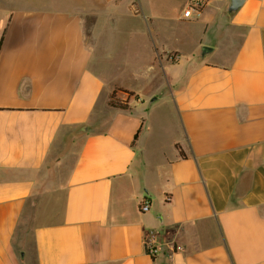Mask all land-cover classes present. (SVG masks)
<instances>
[{
	"label": "crops",
	"instance_id": "1",
	"mask_svg": "<svg viewBox=\"0 0 264 264\" xmlns=\"http://www.w3.org/2000/svg\"><path fill=\"white\" fill-rule=\"evenodd\" d=\"M180 1L0 0V264H264V0Z\"/></svg>",
	"mask_w": 264,
	"mask_h": 264
},
{
	"label": "rangeland",
	"instance_id": "2",
	"mask_svg": "<svg viewBox=\"0 0 264 264\" xmlns=\"http://www.w3.org/2000/svg\"><path fill=\"white\" fill-rule=\"evenodd\" d=\"M150 4H151V7H153L155 10L157 11H160V10H166L167 13L170 14V17H171V23H170V26H171V32L168 36L167 39H169V41L173 44L175 42H180L182 40L183 37H188V38H202L203 36V26L198 23V22H195V21H178V20H175V15L178 13V11L180 10V8L182 7V4H181V1L180 0H149ZM186 3H187V0H186ZM47 5V4H45ZM48 6H55L52 5V4H49ZM138 9H139V15H142V10L139 8L138 6ZM204 40L205 41H208V40H211L212 41H216V38L213 37V35H211L210 33L206 34L205 36H203ZM121 41V40H120ZM189 48H188V43H185V47H184V50L189 52L191 51L195 44H190L189 42ZM193 45V46H191ZM204 45H207L209 46L208 44H204ZM211 47H214V46H211ZM202 50V48H201ZM221 50V49H220ZM220 52V51H219ZM174 61V60H172ZM136 78V77H135ZM132 80V78H130ZM137 79V78H136ZM142 81L139 80V83H141ZM138 83V84H139ZM161 86V87H160ZM163 86L160 84V82H158L157 80L155 81V83L151 84L149 86L150 89H154L157 91V89L159 88H162ZM166 92H167V89L165 88ZM162 91V90H161ZM119 94H122L124 96V98L122 97H119L121 99H124L125 98L127 99H130V96L127 95V94H124V93H117V96H120ZM156 96V95H155ZM156 97H159L156 96ZM151 104V99H148L146 100V103L145 104ZM171 108L173 109V107H171V103H170V100H169V97H165L164 96L162 98H159V100L155 101L153 107H152V112L154 113V116H155V119H158V116L159 114L161 115H164V114H168V115H171L173 116V118L176 119V115L173 113V110H171ZM151 131L154 133L156 131V125H154L152 128H151ZM158 135V139H160V141H163L164 142V139H165V133L163 132H160L157 134Z\"/></svg>",
	"mask_w": 264,
	"mask_h": 264
},
{
	"label": "built area",
	"instance_id": "3",
	"mask_svg": "<svg viewBox=\"0 0 264 264\" xmlns=\"http://www.w3.org/2000/svg\"><path fill=\"white\" fill-rule=\"evenodd\" d=\"M209 0H187V3L183 9V17L187 19L197 18L202 9L207 5ZM179 55L176 53H171L169 55L170 60H178ZM151 201L149 198L145 197L141 200L139 204V209L141 212H147L150 209ZM161 240L159 238L158 232L149 231L145 235V248L149 255L156 256L161 249Z\"/></svg>",
	"mask_w": 264,
	"mask_h": 264
},
{
	"label": "trees",
	"instance_id": "4",
	"mask_svg": "<svg viewBox=\"0 0 264 264\" xmlns=\"http://www.w3.org/2000/svg\"><path fill=\"white\" fill-rule=\"evenodd\" d=\"M1 45H2V39L0 40V48H1ZM118 91H121L129 96L132 95L131 92H127L125 90H121V89H115L112 94H111V97H110V100H109V104L111 106H115V107H119V108H128V98L127 99H121L117 96V92ZM137 137V135L135 136V138ZM153 258H155V256H152Z\"/></svg>",
	"mask_w": 264,
	"mask_h": 264
},
{
	"label": "water",
	"instance_id": "5",
	"mask_svg": "<svg viewBox=\"0 0 264 264\" xmlns=\"http://www.w3.org/2000/svg\"><path fill=\"white\" fill-rule=\"evenodd\" d=\"M243 2H244V0H230V3L228 5V7H227V12L229 14L234 13L236 10H238L241 7V5L243 4ZM210 50H211V48H209L208 46H203L202 47V50H201V56L203 57ZM154 99H155V97L151 99V102Z\"/></svg>",
	"mask_w": 264,
	"mask_h": 264
}]
</instances>
